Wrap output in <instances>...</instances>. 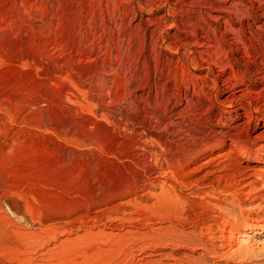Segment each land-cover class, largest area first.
Wrapping results in <instances>:
<instances>
[{"label":"rangeland","instance_id":"374dc122","mask_svg":"<svg viewBox=\"0 0 264 264\" xmlns=\"http://www.w3.org/2000/svg\"><path fill=\"white\" fill-rule=\"evenodd\" d=\"M0 264H264V0H0Z\"/></svg>","mask_w":264,"mask_h":264},{"label":"bare ground","instance_id":"6f19581e","mask_svg":"<svg viewBox=\"0 0 264 264\" xmlns=\"http://www.w3.org/2000/svg\"><path fill=\"white\" fill-rule=\"evenodd\" d=\"M246 236H247V235H245V234H244V235H243V236H241V237H244V238H245Z\"/></svg>","mask_w":264,"mask_h":264}]
</instances>
